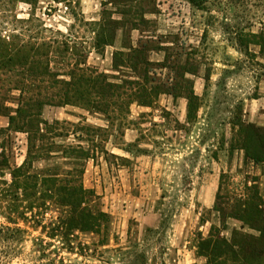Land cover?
Segmentation results:
<instances>
[{
    "label": "rangeland",
    "instance_id": "rangeland-1",
    "mask_svg": "<svg viewBox=\"0 0 264 264\" xmlns=\"http://www.w3.org/2000/svg\"><path fill=\"white\" fill-rule=\"evenodd\" d=\"M195 1L198 7L188 0H142L145 21L138 29H119L112 45L99 52L89 25L100 18L99 0H37L33 5L0 0L1 36L69 37L84 46L87 66L109 75L118 74L112 70L115 50L144 45L152 62L151 84L164 83L171 93L161 94L152 107L132 104L123 126L93 133L98 152L84 162L81 178L95 191L96 207L109 215L101 232H74L70 249L59 237L50 239L26 226L12 264H206L196 246L219 223L212 208L220 174L228 175L227 187L234 193L253 176L236 124L264 110V52L251 43L254 35L264 37V0ZM191 89L197 100L188 118ZM16 96L0 85V105L14 107ZM42 117L65 123L70 134L57 138L60 144L87 146L76 138H86L84 127H107L102 114L76 106L47 105ZM5 126L7 118L0 113V127ZM2 148L11 167L21 165L26 135H2ZM55 164L62 170L70 166L56 158L36 162L34 169ZM56 214L48 211L43 222ZM239 224L228 219L223 234Z\"/></svg>",
    "mask_w": 264,
    "mask_h": 264
},
{
    "label": "trees",
    "instance_id": "trees-1",
    "mask_svg": "<svg viewBox=\"0 0 264 264\" xmlns=\"http://www.w3.org/2000/svg\"><path fill=\"white\" fill-rule=\"evenodd\" d=\"M16 1L33 5L37 0ZM99 1L103 6L100 18L89 25L92 46L102 52L112 45L119 29L128 25L138 29L146 12L140 5L142 0ZM188 1L199 6L195 0ZM132 8L136 10L129 17ZM254 38L251 43L264 52L263 35ZM125 49L112 53V70L118 74L109 75L87 66L84 46L77 47L69 37L38 41L24 40L19 34L0 35V85L17 93L14 107L0 105V113L7 118V126L0 127V137L11 132L26 135V154L21 165L11 167L4 149L0 151V264H12L18 253L17 244L28 233L26 226L50 239L59 237L73 249L70 237L74 232L100 233L107 225L109 215L96 207L95 191L86 188L81 178L84 162L94 159L98 152L93 133L108 131L117 123L123 126L132 104L152 107L161 94H171L164 83L151 84L152 62L144 45H129ZM129 73L136 74V78L124 75ZM186 99L191 118L197 100L192 89ZM47 105L76 106L100 113L107 127H84L86 138H81V134L76 138L87 146L60 144L56 139L67 137L69 129L63 126L64 122L42 117ZM236 125L244 161L253 165L264 163V130L246 121ZM56 158L69 168L62 170L55 164L34 169L36 162ZM227 179L228 175L222 172L212 208L219 223L210 227L207 238H199L196 254L206 264H264V201L258 177L247 176L239 193L230 192ZM48 211L57 214L44 223ZM228 219L238 221L240 226L226 236L223 232L228 230ZM246 228L256 234L245 232Z\"/></svg>",
    "mask_w": 264,
    "mask_h": 264
},
{
    "label": "crops",
    "instance_id": "crops-1",
    "mask_svg": "<svg viewBox=\"0 0 264 264\" xmlns=\"http://www.w3.org/2000/svg\"><path fill=\"white\" fill-rule=\"evenodd\" d=\"M246 117L248 118V121L246 122L254 123L261 130H264V110L258 111V113H256L255 115L248 113L246 114ZM250 168L252 170V174L258 177V181H257L258 189H259L260 196L262 200L264 201V163H259L256 165L251 164Z\"/></svg>",
    "mask_w": 264,
    "mask_h": 264
}]
</instances>
